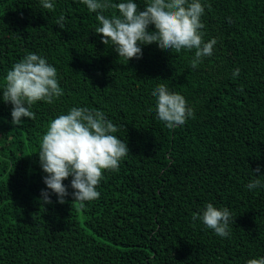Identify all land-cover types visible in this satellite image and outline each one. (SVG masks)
<instances>
[{"label": "trees", "instance_id": "1", "mask_svg": "<svg viewBox=\"0 0 264 264\" xmlns=\"http://www.w3.org/2000/svg\"><path fill=\"white\" fill-rule=\"evenodd\" d=\"M0 0V264H246L264 257V0H201L213 54L144 46L127 61L101 41L81 0ZM121 0H112L119 3ZM143 9L147 0H134ZM65 16L61 29L56 21ZM106 15L118 14L112 8ZM152 28V26H150ZM35 53L56 68L63 95L12 123L6 74ZM239 69V75L233 72ZM183 95L194 117L166 127L153 90ZM73 107L102 111L130 154L105 171L98 199L39 203L46 189L38 152L49 124ZM71 177L63 181L69 193ZM264 182V178H262ZM207 203L235 219L228 238L193 214Z\"/></svg>", "mask_w": 264, "mask_h": 264}, {"label": "clouds", "instance_id": "2", "mask_svg": "<svg viewBox=\"0 0 264 264\" xmlns=\"http://www.w3.org/2000/svg\"><path fill=\"white\" fill-rule=\"evenodd\" d=\"M88 10L96 14L100 27L97 34L103 37L105 46L112 49L127 61L141 59L143 47L155 44L165 52L194 51L191 60L193 68L198 67L205 57L213 54L217 41L204 40L205 25L202 17L205 5L201 0H147L143 9L134 0H81ZM46 10H54L52 0H40ZM118 14L106 15L109 9ZM65 16L61 14L56 24L63 29ZM152 26V28H150ZM239 75V69L233 77ZM6 83L2 100L12 105V123L18 125L22 118L34 119L30 107L38 101L49 104L63 95L59 86L57 70L45 58L29 53L23 60L13 65L6 74ZM156 97L157 118L172 129L183 126L194 117V109L188 106L185 97L169 90L165 84H159L153 90ZM119 128L99 110L87 107H73L67 114H61L50 122L46 134L42 137L38 152L40 167L46 175L43 182L46 189L40 193L41 207L53 203L51 196L57 197V203H67L71 195L73 204L83 207L85 202L99 198L96 190L105 171H116L121 160L130 154L127 143L114 133ZM257 167L248 184L249 190L264 188ZM71 177L68 186L63 181ZM193 220L202 223L221 238L231 234L230 225L235 224L232 212L228 208H217L207 203L201 214L194 213ZM246 264H264V257L249 259Z\"/></svg>", "mask_w": 264, "mask_h": 264}]
</instances>
